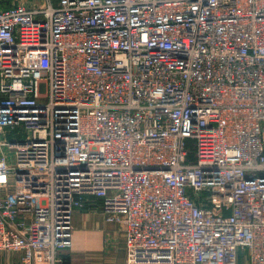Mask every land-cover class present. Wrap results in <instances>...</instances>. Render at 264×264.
<instances>
[{
	"label": "built area",
	"instance_id": "obj_1",
	"mask_svg": "<svg viewBox=\"0 0 264 264\" xmlns=\"http://www.w3.org/2000/svg\"><path fill=\"white\" fill-rule=\"evenodd\" d=\"M98 207L126 264H264V0L0 7V264Z\"/></svg>",
	"mask_w": 264,
	"mask_h": 264
},
{
	"label": "crops",
	"instance_id": "obj_2",
	"mask_svg": "<svg viewBox=\"0 0 264 264\" xmlns=\"http://www.w3.org/2000/svg\"><path fill=\"white\" fill-rule=\"evenodd\" d=\"M52 1L57 2L58 0ZM47 2L48 0H19V3L30 7L41 6ZM73 224V245L62 252L67 264H126L125 226L123 224L108 222L100 207L77 210ZM104 238L111 239V245L106 248L103 245ZM40 256L43 254L39 252L37 254L38 264H45L39 262Z\"/></svg>",
	"mask_w": 264,
	"mask_h": 264
},
{
	"label": "rangeland",
	"instance_id": "obj_3",
	"mask_svg": "<svg viewBox=\"0 0 264 264\" xmlns=\"http://www.w3.org/2000/svg\"><path fill=\"white\" fill-rule=\"evenodd\" d=\"M15 2L16 3L17 2L19 3V0H0V6L7 5V4H12V3H15ZM188 149H189V151H190L191 154H194L195 155V153L197 152V146H196L195 140H190ZM110 241H111V239L109 240L107 238H104V240H103L104 248H106L108 245H111V242ZM116 246H118V243H116ZM4 257H7V256L0 255V258H4Z\"/></svg>",
	"mask_w": 264,
	"mask_h": 264
},
{
	"label": "trees",
	"instance_id": "obj_4",
	"mask_svg": "<svg viewBox=\"0 0 264 264\" xmlns=\"http://www.w3.org/2000/svg\"><path fill=\"white\" fill-rule=\"evenodd\" d=\"M10 5H12V4H7V5H5V6H10Z\"/></svg>",
	"mask_w": 264,
	"mask_h": 264
}]
</instances>
